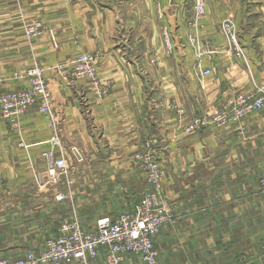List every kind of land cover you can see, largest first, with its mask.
I'll list each match as a JSON object with an SVG mask.
<instances>
[{"label":"crops","instance_id":"0c3cea01","mask_svg":"<svg viewBox=\"0 0 264 264\" xmlns=\"http://www.w3.org/2000/svg\"><path fill=\"white\" fill-rule=\"evenodd\" d=\"M164 1L159 17L161 0H0V88L27 85L11 80L16 70L45 67L59 149L71 164L69 179L49 181L43 152L54 130L38 105L22 114L20 128L0 119V255L43 249L73 215L91 229L98 218L116 216L127 197L148 187L147 173L131 163L150 145L177 217L155 239L157 264H264V109L237 124L186 130L219 100L262 82L264 0H207L203 36L216 51L204 57L215 68L204 86L194 73L185 12L178 0ZM228 15L245 58L221 31ZM21 16L42 17L46 30L27 41ZM80 50L101 55L98 73L108 88L100 95L88 78H65L54 68ZM60 191L68 196L58 200ZM93 264H107L104 251ZM123 264L144 263L131 254Z\"/></svg>","mask_w":264,"mask_h":264},{"label":"built area","instance_id":"2783aa9c","mask_svg":"<svg viewBox=\"0 0 264 264\" xmlns=\"http://www.w3.org/2000/svg\"><path fill=\"white\" fill-rule=\"evenodd\" d=\"M192 27L188 33L195 54L194 73L204 86V80L215 68L205 64L204 57L216 51L210 38L203 36V19L207 13V0H194ZM159 17L164 15L158 4ZM24 35L32 40L43 31L41 21H23ZM221 31L229 45L240 57L244 51L239 43L236 19L228 15L220 24ZM165 44L171 51L172 36L167 27L162 29ZM101 56L98 51L79 52L66 63L54 68L65 78H88L98 95L107 90L99 77ZM152 62L157 61L154 56ZM1 72V66H0ZM1 80V77H0ZM11 80H24L27 85L14 89L0 88V119H8L15 127H21V116L31 105H38L44 112L50 127L54 130L51 147L43 152L46 159V175L49 181L57 183L62 176L69 179L70 164L60 151L61 140L53 95L45 76V67L34 64L16 70ZM175 106L174 103L171 105ZM264 109V85L254 81L251 89L237 91L219 100L211 110L196 115L186 127L195 131L211 125L224 127L237 124L252 113ZM135 158L148 176L149 187L132 211H124L116 217L102 216L95 229L84 227L77 215L63 220L57 235L47 238L43 249H29L16 256L0 255V264H93L101 251L105 252L107 264H123L133 254L144 264H157L159 251L155 239L159 232L177 221L169 199L164 193L165 169L154 149L149 145ZM259 190L264 193V175L259 179ZM67 192L60 191L56 198L65 199Z\"/></svg>","mask_w":264,"mask_h":264},{"label":"rangeland","instance_id":"374dc122","mask_svg":"<svg viewBox=\"0 0 264 264\" xmlns=\"http://www.w3.org/2000/svg\"><path fill=\"white\" fill-rule=\"evenodd\" d=\"M155 1V0H154ZM180 1H181V3H180ZM161 2L162 3H160V2H157L156 4H155V8H156V11H157V9H158V4H160V6H161V8L162 9H164L163 8V6H164V4H163V2H165L164 0H161ZM179 4H181V8H182V12H185V16H184V19H185V21H184V28H185V30L187 31V30H189L190 29V27H192V14H193V10H194V8H193V0H178V5ZM192 12V13H191ZM188 13H190L191 14V17H189L187 14ZM27 21V20H32V21H41L42 23H43V31L41 32V34L46 30V26H45V22H44V20L42 19V17H35V18H33V19H29V18H27V17H24V16H21V21H22V23H23V21ZM236 23H237V21H236ZM164 27H169V26H164ZM163 27V28H164ZM237 27H238V25H237ZM169 29V28H168ZM23 30H24V28H23ZM40 34V35H41ZM174 34V33H173ZM175 35H177V36H179V33H175ZM25 36V35H24ZM39 36V35H38ZM37 36V37H38ZM238 37H239V35H238ZM35 39V38H34ZM34 39H32V40H28L27 38H26V40L27 41H33ZM162 39H163V41H164V38H163V36H162ZM164 43H165V41H164ZM172 43H173V41H172ZM120 44H122L123 45V48H124V46L125 45H129V39H128V41L127 42H123V41H121L120 42ZM166 45V44H165ZM166 49H167V52L168 51H170L169 49H168V47L166 46L165 47ZM129 49V48H128ZM125 50H127V49H125ZM79 52H89V51H83V50H80V51H78V52H76L74 55H76L77 53H79ZM155 53L156 52H154V55H155ZM73 55V56H74ZM73 56L72 57H70V59L69 60H71L72 58H73ZM101 56V55H100ZM156 57H157V55H156ZM151 58V57H150ZM28 67V66H27ZM23 68H25V67H23ZM262 71H264V67H262ZM262 82H259V83H261V84H263L264 85V77L262 78V80H261ZM106 88H108V86H106V85H104ZM70 164V163H69ZM131 166L134 168V171H136V170H139V171H141L143 168L141 167V163H138L137 162V159L135 158V161L133 162L132 161V163H131ZM70 168H71V164H70ZM144 170V169H143ZM145 171V170H144ZM146 172V171H145ZM148 177V176H147ZM148 187H149V182H148ZM147 187V188H148ZM146 188V189H147ZM146 189H144V190H139V193L138 194H136V195H134L133 196V199H129V197H127V199H125V201H123V205H122V209L119 211V212H117V215L119 214V213H121V212H124V211H132V210H134L135 209V205L137 204V202L141 199V197H142V195H143V193H144V191L146 190ZM166 196V195H165ZM126 198V197H125ZM116 215V216H117ZM104 216H110V215H104ZM116 216H114V217H116ZM111 217V216H110ZM113 217V218H114ZM99 219V218H98ZM97 219V220H98ZM97 222V221H96Z\"/></svg>","mask_w":264,"mask_h":264},{"label":"trees","instance_id":"16d2710c","mask_svg":"<svg viewBox=\"0 0 264 264\" xmlns=\"http://www.w3.org/2000/svg\"><path fill=\"white\" fill-rule=\"evenodd\" d=\"M155 246H156V244H155ZM157 248V247H156ZM159 251V250H158Z\"/></svg>","mask_w":264,"mask_h":264}]
</instances>
